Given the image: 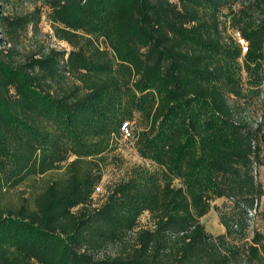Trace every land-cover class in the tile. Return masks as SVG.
<instances>
[{"label": "trees", "instance_id": "16d2710c", "mask_svg": "<svg viewBox=\"0 0 264 264\" xmlns=\"http://www.w3.org/2000/svg\"><path fill=\"white\" fill-rule=\"evenodd\" d=\"M37 1L72 50L16 62L12 43L43 13L5 15L12 0H0V264H264V234L249 231L264 196V124L240 102L244 74L263 93L264 0ZM229 23L245 52L227 39ZM130 122L154 169L129 167L98 204L101 167ZM62 169L4 205L7 192ZM212 209L217 236L202 223Z\"/></svg>", "mask_w": 264, "mask_h": 264}, {"label": "rangeland", "instance_id": "374dc122", "mask_svg": "<svg viewBox=\"0 0 264 264\" xmlns=\"http://www.w3.org/2000/svg\"><path fill=\"white\" fill-rule=\"evenodd\" d=\"M171 1L175 2V0ZM35 8H41L43 13L40 24L36 28L30 27L26 32H23L20 37L11 45L15 47L16 50V54L14 55L16 62L26 61L33 54H47L52 49L60 52H70L72 50V47L67 42L60 40L56 35L52 25L47 19V13L49 10L42 4V2L37 0H12V2L6 6L4 14L13 16L22 15L32 12ZM225 17L226 15H223L222 20L228 22V19ZM237 33L239 32L236 31V29H234L229 23V25H227L225 34L230 44L232 41L234 42L237 40ZM97 44L101 49L108 50L110 53H114L111 46H107L103 39L97 41ZM246 46L247 45L245 43L243 52L246 51ZM63 84L66 86L72 85L73 79L69 77V79L63 82ZM243 84L245 89L244 92L247 96H250L247 98V101H245V99L240 101L241 104H243V108H245L244 114L250 118L252 124H255L256 121L263 122L264 124V86L261 87L263 93H261L258 97L252 95L250 93L251 90L247 88L249 84L245 74L243 75ZM233 101L234 99L231 98L232 103ZM259 114L262 115L263 120L259 118ZM136 133V124L130 122L129 130L124 131L118 139L112 142L115 150L112 151V153L107 157V161L103 167H101L103 170V180L100 183L102 195H94L98 204L103 203L110 187L127 176L129 167L141 165L150 169H154V166L150 162L144 160L138 154L136 148ZM260 146V165L257 166V172H255V175L257 182L262 185L264 191V139L260 141ZM64 175L65 170L62 169L60 171L49 173L45 176L31 179L22 184L20 187L7 192L4 205L18 206L21 204L23 198L29 199L40 192L48 181L60 179ZM225 202L226 201L224 199L217 200L214 205L221 208ZM253 214H255V216L252 217L249 223L251 237L253 235L252 232H260L264 234V196L259 202L257 212H253ZM202 223L209 232L216 236L222 234V232L225 230L220 223L219 213L215 209H212L211 212L202 219ZM151 224L152 222L149 214H144L140 219V225L142 227H150ZM115 250L116 248H111L109 252L112 251L111 253H113Z\"/></svg>", "mask_w": 264, "mask_h": 264}, {"label": "built area", "instance_id": "2783aa9c", "mask_svg": "<svg viewBox=\"0 0 264 264\" xmlns=\"http://www.w3.org/2000/svg\"><path fill=\"white\" fill-rule=\"evenodd\" d=\"M237 35V38L240 40V43H241V45L242 46H244L245 45V43H244V41L240 38V33H237L236 34ZM246 48V47H245ZM129 130V124L128 123H126V124H124V126H123V128H122V131L124 132V131H128ZM101 187L99 186V187H97L96 188V190H95V194L94 195H101ZM252 216H254L255 214H251Z\"/></svg>", "mask_w": 264, "mask_h": 264}, {"label": "crops", "instance_id": "0c3cea01", "mask_svg": "<svg viewBox=\"0 0 264 264\" xmlns=\"http://www.w3.org/2000/svg\"><path fill=\"white\" fill-rule=\"evenodd\" d=\"M224 232H225V230L222 233H224Z\"/></svg>", "mask_w": 264, "mask_h": 264}]
</instances>
